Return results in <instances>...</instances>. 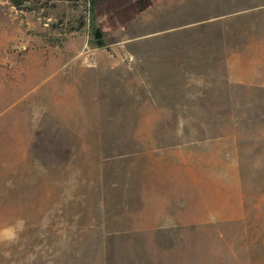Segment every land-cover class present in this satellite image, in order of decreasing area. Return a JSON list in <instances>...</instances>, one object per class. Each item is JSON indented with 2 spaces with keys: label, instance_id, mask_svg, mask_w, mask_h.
Masks as SVG:
<instances>
[{
  "label": "rangeland",
  "instance_id": "rangeland-1",
  "mask_svg": "<svg viewBox=\"0 0 264 264\" xmlns=\"http://www.w3.org/2000/svg\"><path fill=\"white\" fill-rule=\"evenodd\" d=\"M15 1L0 0V264H264V90L138 114V72L186 65L181 29L134 38L180 27L182 1ZM138 137L222 142L184 153L189 192L138 209Z\"/></svg>",
  "mask_w": 264,
  "mask_h": 264
},
{
  "label": "crops",
  "instance_id": "crops-1",
  "mask_svg": "<svg viewBox=\"0 0 264 264\" xmlns=\"http://www.w3.org/2000/svg\"><path fill=\"white\" fill-rule=\"evenodd\" d=\"M181 1L183 23L180 27L172 25L167 31L144 33L134 38L138 39V44L151 45L155 42L149 38L181 29L183 61L177 64L186 65L182 73L138 72V82L145 87L138 90V114L189 112L191 98L237 97L245 95L249 89L264 90V0ZM188 32L192 40L187 39ZM141 60L138 58V62ZM90 65L93 69L102 67L96 58ZM148 81L162 84L148 86ZM181 126L183 124L177 125ZM144 127L154 128L157 124L143 122L142 117H138V129ZM215 141L221 143L222 138L200 139L195 143L179 141L174 146L158 147L157 141L144 142L138 137V145H148L138 148V162L142 160L145 164L138 168V209H147L148 202L156 199L175 200L169 194L189 192L190 181L185 182V178L191 177V173L183 167L184 153L189 156L192 144ZM168 155L177 157L178 169L161 164L160 161L167 162ZM155 194L158 196L154 198Z\"/></svg>",
  "mask_w": 264,
  "mask_h": 264
},
{
  "label": "trees",
  "instance_id": "trees-1",
  "mask_svg": "<svg viewBox=\"0 0 264 264\" xmlns=\"http://www.w3.org/2000/svg\"><path fill=\"white\" fill-rule=\"evenodd\" d=\"M12 2L17 3L15 0H12ZM94 38H95V44L98 47H103L104 42L102 40V34L99 29H94Z\"/></svg>",
  "mask_w": 264,
  "mask_h": 264
}]
</instances>
